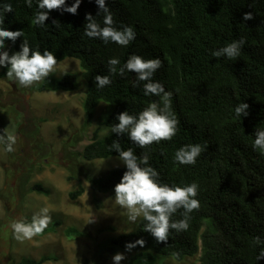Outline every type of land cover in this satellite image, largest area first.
Returning <instances> with one entry per match:
<instances>
[{"label": "trees", "instance_id": "16d2710c", "mask_svg": "<svg viewBox=\"0 0 264 264\" xmlns=\"http://www.w3.org/2000/svg\"><path fill=\"white\" fill-rule=\"evenodd\" d=\"M115 27L131 26L135 39L127 46L105 44L99 38L84 35L86 15L91 13L103 26V14L97 16L96 0H82L77 14L53 10L44 26L32 24L38 11L37 0L28 7L25 0H0L11 3L13 11L5 14L2 27L21 30L24 36L15 43L5 41L20 51L24 38L33 50L52 51L57 61L74 57L80 61L81 75L87 84L84 100L86 120L95 116L98 101L109 107L103 124L112 128L117 117L128 111L137 115L160 97L145 95L141 81L133 87L136 73L125 71L112 75L108 61L117 58L123 66L132 54L145 59L159 58L162 67L153 75L172 93L171 107L179 124L170 141L153 143L141 149L128 135L113 132L99 135L96 129L82 156L87 160L119 156L110 150L118 140L124 150L132 148L137 156L147 152L149 164L159 173V181L170 186L197 183L200 208L190 213L186 231L170 230L166 243L157 242L143 230V218L137 227L107 241L111 253L128 251L126 244L143 238L123 264H156L159 256L182 260L200 251L199 262L189 264H264L257 260L264 248V154L253 147L255 131L264 129V0H106ZM75 0H66L71 6ZM251 12L254 19L245 21ZM57 20L59 27L53 24ZM245 38L238 57L216 58L213 51ZM96 75H108L111 84L96 86ZM77 76L68 72L50 75L37 85L39 91L74 90ZM249 104L247 116H236L235 107ZM106 117V118H105ZM188 144H200L204 150L195 164H180L175 152ZM126 165L112 168L104 177L88 176L96 192H108L120 182ZM34 190L50 193L42 183ZM84 192L82 185L70 192L74 199ZM177 210L172 221L183 219ZM51 228L45 229L44 233ZM68 234L82 235L76 228ZM43 233V234H44ZM259 236L261 243L255 244ZM52 259L23 257L17 264H43Z\"/></svg>", "mask_w": 264, "mask_h": 264}, {"label": "rangeland", "instance_id": "374dc122", "mask_svg": "<svg viewBox=\"0 0 264 264\" xmlns=\"http://www.w3.org/2000/svg\"><path fill=\"white\" fill-rule=\"evenodd\" d=\"M3 50L10 55L17 52L10 44ZM68 72L77 76L76 89L39 91L40 82L19 87L7 78V67L0 66V134L7 128L16 136L14 152H7L0 143V264L44 255L52 259L43 264H114L117 253L124 254L123 264L132 253H111L105 245L112 237L134 230L142 217L130 222L127 210L115 203V190L96 192L88 179L104 177L125 164L116 155L93 160L82 156L96 129L99 135L111 131L103 124L109 107L99 102L95 116L87 121L83 105L87 84L80 61L74 57L58 61L51 75ZM36 183L48 187L50 193L34 190ZM80 185L84 192L73 199L70 192ZM44 206L50 208L51 230L32 240L17 241L9 221H30ZM68 228H76L82 235L68 234ZM199 256L200 251L180 261L159 256L156 264H189L199 262Z\"/></svg>", "mask_w": 264, "mask_h": 264}, {"label": "clouds", "instance_id": "9594fccd", "mask_svg": "<svg viewBox=\"0 0 264 264\" xmlns=\"http://www.w3.org/2000/svg\"><path fill=\"white\" fill-rule=\"evenodd\" d=\"M28 7H32L33 0H25ZM82 0H75L71 6L66 5V0H37L38 11L35 12L33 25L44 26L49 19V13L53 10H62L72 14H77ZM99 12L103 14V26L97 22L91 13L86 15V25L84 35L89 38H99L105 44L111 42L121 46H127L135 39L136 33L131 26L115 27L113 14L107 6L106 0H96ZM11 3L0 4V25L5 22V14L12 12ZM245 21L254 19L251 12L244 14ZM57 27V20L53 21ZM24 36L21 30H8L0 26V66L7 67V78L13 80L19 87L28 88L35 83L42 82L56 71L57 57L50 50L41 51L39 48L33 50L27 39L24 38L20 51L9 54L4 51L5 41L11 40L13 43L17 38ZM246 43L245 38L229 43L227 46L213 51L216 58L227 56L229 59L238 57L241 47ZM117 58L108 61L109 72L112 75L123 76L125 71L135 72L137 79L133 87H138L141 81L145 95L160 97L159 102H151L139 114L131 115L128 111L121 112L111 132L117 134H127L129 139L141 149H146L153 143L170 141L178 131L179 121L172 111L170 91L158 81H153L154 73L162 67L159 58L145 59L141 55L132 54L123 66L119 65ZM96 86L104 88L111 84L108 75H96ZM103 103L102 101H98ZM249 104L242 102L235 107L236 116H247ZM0 143L6 145L7 152H14L16 136L4 130L0 134ZM253 147L264 154V129L255 131ZM110 150L119 153V159L126 165L122 179L115 185V203L127 210V219L135 223L142 217L146 222L143 230L149 232L157 242L166 243L169 239L170 230L177 232L186 231L189 227L190 213L200 208V201L196 199L198 195V184L193 182L186 186H170L161 183L158 179V171L149 164L147 152L137 156L132 148L124 150L118 140H114ZM204 150L200 144H188L178 149L174 154V160L180 164H195L197 157ZM183 209V219L172 221V215L177 210ZM52 223L50 208L44 206L35 212L31 220L20 218L10 220L8 227L12 230L17 241L32 240L34 237L44 233L45 229ZM143 238L126 244V249L131 251L137 245H145ZM255 244H260V237L257 236ZM125 259L124 254L114 255V264H120ZM264 259V248L257 256V260Z\"/></svg>", "mask_w": 264, "mask_h": 264}]
</instances>
